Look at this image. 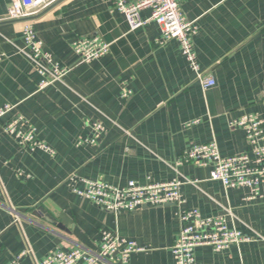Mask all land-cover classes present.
I'll use <instances>...</instances> for the list:
<instances>
[{
  "label": "crops",
  "instance_id": "1",
  "mask_svg": "<svg viewBox=\"0 0 264 264\" xmlns=\"http://www.w3.org/2000/svg\"><path fill=\"white\" fill-rule=\"evenodd\" d=\"M8 5L0 0V107L13 106L0 119V264L22 251L24 264H39L57 248L95 252L105 230L145 250L127 262L99 264H174L178 212L192 207L205 217L228 209L227 225L252 237L222 251L198 246L192 264H264V182L260 196L247 199L246 187L210 179L211 164H178L195 144L214 141L221 155L247 150L244 129L230 121L264 117V0H180L195 26L199 68L215 80L204 88L177 39L162 41L153 20L131 30L107 0H54L15 20L7 18ZM149 16L140 11L142 19ZM26 23L62 66L75 61L74 39L97 36L109 50L40 89L34 62L19 50ZM17 113L52 153L17 145L3 131L1 124ZM94 124L103 128L91 142ZM71 175L115 186L180 178L183 203L115 214L73 191L84 185Z\"/></svg>",
  "mask_w": 264,
  "mask_h": 264
},
{
  "label": "built area",
  "instance_id": "2",
  "mask_svg": "<svg viewBox=\"0 0 264 264\" xmlns=\"http://www.w3.org/2000/svg\"><path fill=\"white\" fill-rule=\"evenodd\" d=\"M9 20L21 19L42 10L50 1L54 0H8ZM113 8L121 12L130 29L134 30L153 20L161 26V39H177L181 53L188 61L189 67L196 73L201 86L209 87L215 84L211 75L200 70L192 45V35L195 26L192 21L184 18L181 12L180 0H107ZM148 9L150 16L147 19L140 17V11ZM24 45L20 52L34 62L36 71L41 76L39 88L42 89L55 81H62L67 72L77 65L89 63L109 50V43L97 36H83L74 39L72 52L75 58L73 64L62 66L52 58L50 53L43 51L42 43L36 39L33 26L26 23L22 30ZM160 41V42H162ZM1 58V54H0ZM130 92H124V96ZM12 105L5 104L0 107V119L9 114ZM196 121V120H194ZM232 127L241 126L245 131L247 150L233 155H221L214 141L205 144H195L184 151L178 164L192 162L199 166L211 164L210 179L220 181L225 188L246 187L250 190L247 199L260 196V184L264 182V117L255 114H245L236 120L230 121ZM95 135L91 142L102 131V126L94 124ZM3 131L9 135L17 145L31 150L40 148L48 153L52 149L43 144L24 117L17 113L1 124ZM70 180L81 181L83 189L72 187V190L82 197L89 199L98 207L112 213L133 211L141 205L176 204L181 209L183 199L179 192L180 186L185 182L180 178H173L168 182L137 183L129 180L125 185L115 186L107 182L78 179L71 175ZM230 210L223 213L203 216L198 208H182L178 212L180 231L171 248L174 264L194 263V249L198 246H210L214 251H222L231 245H240L242 242L252 240L242 231L227 225ZM264 239L263 236H260ZM97 250L71 248L66 251L55 249L43 257L39 264H99L100 260L115 259L127 262L128 257L134 252L145 250V247L135 241L119 237L111 231H103L97 240ZM25 251L14 256L6 264H24L22 256Z\"/></svg>",
  "mask_w": 264,
  "mask_h": 264
}]
</instances>
